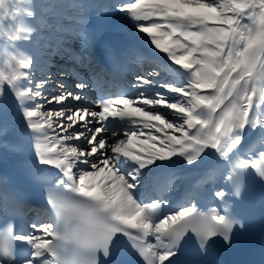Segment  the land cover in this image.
<instances>
[{"label":"snow or ice","instance_id":"snow-or-ice-1","mask_svg":"<svg viewBox=\"0 0 264 264\" xmlns=\"http://www.w3.org/2000/svg\"><path fill=\"white\" fill-rule=\"evenodd\" d=\"M3 4L0 0V7ZM117 10L146 22L137 23L138 31L177 66H164L178 82H160L156 86L164 91L155 98L141 91L134 97L101 99L96 111H44L46 103L85 99L87 85L77 82L78 92L48 97L43 91L47 81H35L23 71L33 65L29 55L3 53L8 71L0 70V86L7 83L15 93L26 128L36 135L37 162L59 170L62 178L55 187L63 191L47 193L55 222L33 223L34 231L27 235H14L11 227L0 231V264L17 260L15 241L29 249L19 264H102L120 239L145 264H174L189 233L207 255L210 241L222 237L229 243L234 226L244 227L227 209L222 214L213 207L204 213L194 203L157 217L169 201L142 203L135 193L153 180L160 165L174 157L194 165L209 156V149L224 161L223 180L231 185L232 195L241 196L252 170L264 180V148L242 151L246 129L259 126L264 136V121L254 118L258 101L264 102V0H129ZM11 15L7 28L8 18L0 15V36L6 44L30 41L35 29L16 19L21 10ZM26 17L34 18L35 13L29 11ZM21 79L27 81L25 86L18 85ZM153 83L137 76L132 87ZM166 93L178 99L169 101ZM3 98L0 94V102ZM157 106L173 110L179 122L149 110ZM110 120L127 122L131 130L120 133L108 126ZM92 123L99 126L93 129ZM77 124L83 130L70 131ZM102 133L123 138L109 143ZM83 138L87 151L68 143ZM230 153L236 155L235 162ZM77 164L90 165V170L80 169L77 175ZM213 195L223 200L229 193L220 188Z\"/></svg>","mask_w":264,"mask_h":264},{"label":"bare ground","instance_id":"bare-ground-1","mask_svg":"<svg viewBox=\"0 0 264 264\" xmlns=\"http://www.w3.org/2000/svg\"><path fill=\"white\" fill-rule=\"evenodd\" d=\"M127 2H129V0H71L70 2L67 1V5L58 4L60 7L55 10L45 8L43 13L53 12L59 16V18H63L66 21L63 25L60 23L64 22V20L60 22L55 20V22H53V27L59 30L57 40H60L61 38L63 40L65 38L61 37V33L65 31L66 28L67 30L71 29L68 30V33L69 35L71 34V41L76 49L73 52L63 51L61 53V49L58 48V45H54V47L49 46L52 48L50 55H48L50 57H43V59L42 55L47 53L46 50H41L37 55H35V51H32L22 41L15 42L14 44H6L5 38L0 36V70L8 71L4 63L6 57L3 53L5 51H7L10 55L23 52L33 59L32 67L23 71H25L26 74L32 77L35 81H47L46 86L43 89L46 96H56L62 91L78 92L79 90L75 88V84L77 82H84L87 85L82 94L85 97V101H76L69 98L64 102L65 105L63 108H88L96 111L98 109L95 99L97 94L101 92L99 89L101 86L100 82H98V78L96 76H92V69L90 67L92 53L90 45L96 43L102 38V36H112L114 39L118 40L120 44H123L127 39H135L132 45L130 43V45L127 44L125 46L126 49L127 47L129 48L128 53L131 56L134 55L136 58L131 57V80L121 82L120 85L127 88V90L125 91V95L120 96L134 97L138 96L139 93L143 91L147 96L151 97V89L132 87L135 83V78L137 76H145L147 78L157 76L158 78L153 80L154 83L152 85L160 82L175 83L178 82L176 74L174 72L165 71L164 66L167 65L172 69H175L177 66L171 64V61L168 60L165 53H161L159 50L155 49L147 34L140 33L138 31L136 27L137 23L144 24L146 22H136L126 13H121L117 10L120 5ZM67 12H69L70 15ZM100 13H102V17L97 19L96 15H100ZM72 14L73 16H71ZM86 14H88V17H86ZM67 19H69L71 23H69L70 21H67ZM18 20H21L24 24H26V20H24V18L19 17ZM4 23L5 28H7L10 24L9 22L6 23V21ZM88 23L93 24L91 29L84 28ZM242 23H248V21L243 20ZM79 25H82L81 29L76 31L77 33H71L75 32L74 28H78ZM65 39L67 40V37ZM78 48H80L78 50L79 53L77 51ZM53 62L60 64L62 62L65 63V66L57 65L55 75H52V73H50L47 69V67ZM68 65H70V67H68ZM33 73L34 76H32ZM59 73L66 76V78H62L67 79L68 76V78L73 81L71 85L59 82L60 85H64V88H61L59 85L56 89H53L52 84L53 82H57ZM17 83L20 86H25L27 81L25 79H21ZM97 88L99 91H97ZM0 94L4 96L2 102H0V148L1 151L4 152V156H2L3 158L0 160V173L1 171H4L3 167L8 165L6 158L10 156L20 157L23 160L25 159L35 165H39L35 151L36 135L26 128V124L22 119V114L19 108V101L15 98V93L7 83H4L0 86ZM166 98L169 101H175L178 99L175 94L171 93H166ZM258 103L260 104V107L256 110L254 118L258 121H264V102L258 101ZM28 106H31L30 102L28 103ZM162 108L163 109H158V107H156L149 110L159 111L166 119H169L172 122H179L177 116L173 114V110H169L163 106ZM50 109L54 108L48 107V104L46 103L43 110L48 111ZM98 126L99 125L96 123L89 125V127L93 129ZM126 129L131 130V125L127 123ZM82 130L83 129L80 124H77L76 127L70 131ZM101 135L107 137L109 143H115L119 139L123 138L120 135L112 138L109 133H102ZM244 140L245 148L242 149V151L246 150L248 147H253L254 149L264 148V136L261 135L259 126L256 129H246L244 133ZM74 145L79 149H83L85 151L89 150L87 138L74 141ZM207 152L209 153V156L202 158L203 162H194V165H188L182 157H174L173 162L160 165V170L155 174L153 180L160 184V193L157 194L156 199L169 201L168 207L164 208L165 213L173 211L178 206L186 205L188 200L192 197L190 195L186 197L183 195V192L186 189H188V191H197L200 189V193L204 198L212 197L214 202H220L221 205H226L227 200L217 199L214 197L213 193L215 190L220 188L227 191L226 182L223 180V176L226 174L227 168L223 166L224 161L219 159L218 154H215L214 150L209 149ZM229 155L232 156L233 162H235L236 155L232 153ZM92 159H95V157ZM15 161L19 162V159H16ZM40 167L46 170L48 178L51 177V181H57L62 178V174L58 169L49 166ZM80 169L90 170V165L82 164L81 167H75L73 171L78 175V171ZM204 169H206L205 172ZM248 180L254 189H257V191L261 193L264 192V180H261L258 176H256L254 170H252V174L249 175ZM209 182H214V185H212V187L208 190H205L204 185L208 186L207 184ZM135 195L142 203L151 202L150 197L155 196L151 190L150 183L145 188L137 191ZM213 207L204 210L205 213L209 212ZM215 208L220 213L223 212V208H218L217 206H215ZM29 221H32V218L28 215L25 219V223ZM32 223L39 224L41 223V219L38 218ZM30 228L31 227L27 228L25 231L26 235L32 234L34 231ZM147 241L154 242L152 237H148ZM22 246V253L26 255L29 251L28 246L26 244H22Z\"/></svg>","mask_w":264,"mask_h":264},{"label":"rangeland","instance_id":"rangeland-1","mask_svg":"<svg viewBox=\"0 0 264 264\" xmlns=\"http://www.w3.org/2000/svg\"><path fill=\"white\" fill-rule=\"evenodd\" d=\"M67 1L70 2L71 0H32V4L30 5V7H31V10L34 11L35 17L34 18H27L26 16H22L21 17V18H24V20H26V24L25 25L35 29V32L31 36L30 41H22L32 51H35V55H37L38 52L41 51V50H46L47 53H44V55H42V58L43 57L44 58L50 57L48 55H50L52 48L49 47V46H53L54 47V45H58V48L61 49V53L63 51L64 52L65 51L73 52L76 49V47L73 46V44H72L71 34L69 35V33H68L69 32L68 30H71V29L67 30V28H66V30L64 29L65 31H63L61 33V37H65V38L67 37V40L65 38L63 40H62V38L60 40H57L58 39L57 38V34H58L59 30L57 28L53 27V22H55V20H57L58 22L64 20V22L60 23L61 25H63L66 22L65 19L59 18V16H57L53 12L52 13H43L45 8H50L52 10H55V9L60 7L58 4L67 5ZM131 2H134V1H131ZM67 13L69 14V12H67ZM71 16H73V14ZM86 17H88V14H86ZM99 17H102V13H100V15H96L97 19ZM5 21H6V23L7 22H9L10 24L12 23V21L9 20V19H6ZM67 21H70V20L67 19ZM69 23H71V21ZM81 26L82 25H79L78 28H74L75 32H71V31L70 32L71 33H77L76 31H79V29H81ZM92 26H93V24L88 23V24L85 25L84 28L91 29ZM68 38L70 39V41H69ZM54 42H56V43H54ZM79 49L80 48H78L77 51ZM78 53H79V51H78ZM68 63H70V62H68ZM64 64L65 63H63V62L61 64L53 62V63H51L50 66L47 67V69L49 70L50 73H52V75H55V73L57 71L56 70L57 65H64ZM68 67H70V65H68ZM32 76H34V73L32 74ZM62 77L66 78V76H64V74L59 73L57 82H53V84H52V88L53 89H56V87L59 86L60 83H66L68 85H71V83L73 81L72 79L68 78V76H67V79H64ZM155 78H158V77L157 76H151L148 79L153 81V80H155ZM158 84L156 83L155 85H143L142 88L151 89L152 93H151L150 96L155 98V93L156 92L152 88H156L157 87L156 85H158ZM82 100L85 101V99H82ZM64 105H65L64 103L62 105H60V104H56L55 105V103H53V104H48V107L54 108V109L55 108L59 109V108H63ZM157 107H158V109L159 108L163 109L162 106H157ZM120 133H122V132H120ZM120 136H122V135H120ZM74 141H77V140H72V141H69L68 143L71 144V145H74ZM92 158H89V159H92ZM81 166H82V164H77L76 168L77 167H81ZM29 226L31 227V225H29ZM24 228L27 230V228H28L27 224L25 225ZM30 229L33 230L32 228H30ZM28 231L30 232L29 229H28Z\"/></svg>","mask_w":264,"mask_h":264},{"label":"clouds","instance_id":"clouds-1","mask_svg":"<svg viewBox=\"0 0 264 264\" xmlns=\"http://www.w3.org/2000/svg\"><path fill=\"white\" fill-rule=\"evenodd\" d=\"M32 4V0H4V4L0 7V15L6 16L8 19H12V13L19 9L21 10V16H26V13L31 10L30 5ZM34 13V11H32ZM19 18V17H18ZM18 18H16L18 20ZM32 18V17H27ZM19 21V20H18ZM27 26V25H25Z\"/></svg>","mask_w":264,"mask_h":264}]
</instances>
